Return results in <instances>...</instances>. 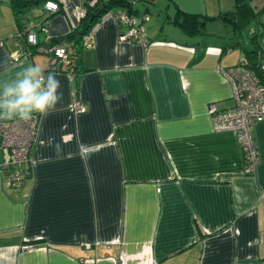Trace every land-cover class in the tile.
I'll use <instances>...</instances> for the list:
<instances>
[{
	"label": "crops",
	"instance_id": "crops-1",
	"mask_svg": "<svg viewBox=\"0 0 264 264\" xmlns=\"http://www.w3.org/2000/svg\"><path fill=\"white\" fill-rule=\"evenodd\" d=\"M96 1L58 0V11L39 4L16 16L0 0V65L12 66L0 67V79L39 65L63 93L46 116L33 115L38 137L20 187L5 184L10 152L0 144V264H264V120L253 126L257 162L245 173L236 134L213 130L208 112L209 103L233 105L221 69L244 52L171 21L177 10L214 17L234 0H165L179 32L148 18L145 43L119 39L125 26L113 8L81 43H64L76 66L49 69L46 49Z\"/></svg>",
	"mask_w": 264,
	"mask_h": 264
},
{
	"label": "built area",
	"instance_id": "built-area-1",
	"mask_svg": "<svg viewBox=\"0 0 264 264\" xmlns=\"http://www.w3.org/2000/svg\"><path fill=\"white\" fill-rule=\"evenodd\" d=\"M44 7L51 11L59 9L55 0H46ZM83 14V11H82ZM117 23H122L125 30L119 33L120 40L146 42L144 23L149 15H131L124 11L114 14ZM45 30V28H43ZM27 41L36 43V33L30 28L22 31ZM90 42L88 46H90ZM51 55L49 69L57 70L68 62V53L63 44L56 43L46 49ZM222 74L231 83L233 105L225 110H218L213 103L208 104L212 128L215 131H232L236 134L243 159L245 173H251L257 162V147L253 138V126L264 120V57L251 62L243 56L235 64L221 69ZM78 112L83 106L75 101ZM38 123L32 117L29 121L0 122V144L9 149V159L4 162L5 184L12 188L20 187L28 178L30 171L26 166L31 161V151L37 141Z\"/></svg>",
	"mask_w": 264,
	"mask_h": 264
},
{
	"label": "trees",
	"instance_id": "trees-1",
	"mask_svg": "<svg viewBox=\"0 0 264 264\" xmlns=\"http://www.w3.org/2000/svg\"><path fill=\"white\" fill-rule=\"evenodd\" d=\"M46 0H8L9 6L13 10L14 14L18 16L21 12L27 8L44 4ZM58 2V0H55ZM136 0H98L94 4L89 5L85 4L83 6V14L80 18L79 24L74 29L69 32L59 36L56 41L59 44L71 43V46L74 44H79L82 42V39L89 37L93 27L99 23L101 17L110 12L113 8H118L120 11H124L131 15L137 12V7L135 6ZM59 3V2H58ZM60 8V6H59ZM59 10V9H58ZM57 10V11H58ZM119 12V11H117ZM264 13V7L255 9L251 5V0H234V7L231 10L221 12L217 16H201L196 13H188L177 10L175 16L171 19L172 23L176 24L182 32L190 37H196L203 34V27L206 19H221L227 21L232 25L233 31L235 33L236 45L239 42L240 31L242 28H245L250 25L251 22L258 19ZM148 14V13H147ZM141 16V15H140ZM261 27H264V21H259ZM118 24H122L119 23ZM123 25V24H122ZM146 31V26L144 24ZM261 32H253V36L250 37V42L253 44V48L249 50H244V56H247L251 62H255L257 59L264 57V50L259 46V39L261 37ZM65 46V45H64ZM70 46V45H69ZM69 46H65L68 53V64L75 65L78 62L76 56V51L73 49L69 51ZM79 50V49H76ZM240 61V60H239ZM235 65V64H234ZM58 69H61V65Z\"/></svg>",
	"mask_w": 264,
	"mask_h": 264
},
{
	"label": "clouds",
	"instance_id": "clouds-1",
	"mask_svg": "<svg viewBox=\"0 0 264 264\" xmlns=\"http://www.w3.org/2000/svg\"><path fill=\"white\" fill-rule=\"evenodd\" d=\"M3 73L12 72L5 60L0 65ZM61 82L57 75L39 65L28 64L13 75L0 79V120L29 121L34 114L46 116L63 99Z\"/></svg>",
	"mask_w": 264,
	"mask_h": 264
},
{
	"label": "rangeland",
	"instance_id": "rangeland-1",
	"mask_svg": "<svg viewBox=\"0 0 264 264\" xmlns=\"http://www.w3.org/2000/svg\"><path fill=\"white\" fill-rule=\"evenodd\" d=\"M135 6L139 12H143L147 9V12L149 13V24L154 26L162 24L165 25L166 28L174 29L179 32L177 26H174V24L165 19V14L174 15L175 13L172 4L167 5L165 0H157L155 3L148 0H136ZM259 21H264V17L259 16L258 19L251 22L249 26L241 29L238 39L240 43L235 45V47L233 46L234 49L244 52L246 49L249 50L253 48V44L250 42V37L253 36V32L259 34L261 28ZM203 31L208 33L205 38H208L211 42L216 44L234 45L237 40V38L234 37L235 33L232 25L221 19H206ZM226 36H228L229 39Z\"/></svg>",
	"mask_w": 264,
	"mask_h": 264
}]
</instances>
